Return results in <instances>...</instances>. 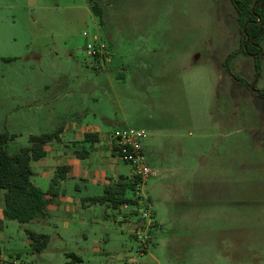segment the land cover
Wrapping results in <instances>:
<instances>
[{"label":"rangeland","instance_id":"1","mask_svg":"<svg viewBox=\"0 0 264 264\" xmlns=\"http://www.w3.org/2000/svg\"><path fill=\"white\" fill-rule=\"evenodd\" d=\"M96 1L103 24L88 0H0V128L22 133L9 151L28 145L33 127L51 132L79 120L110 134L144 130L177 170L147 182L150 206L122 210L131 212L128 226L101 204L102 217L80 229L5 220L0 264H65L70 253L77 264H264V98L252 99L264 71L248 80V64L236 60H252L254 70V57L235 56L232 72L250 82L242 86L219 65L241 46L231 1ZM92 40L106 44L104 55L88 56ZM32 97L42 103L25 118ZM39 184L47 190L51 181ZM30 231L50 236L41 253L31 250Z\"/></svg>","mask_w":264,"mask_h":264},{"label":"crops","instance_id":"2","mask_svg":"<svg viewBox=\"0 0 264 264\" xmlns=\"http://www.w3.org/2000/svg\"><path fill=\"white\" fill-rule=\"evenodd\" d=\"M236 61H238L239 64L241 62H246L248 64L250 74L248 76L250 79L248 80L254 78L252 60ZM223 62L224 60H220L219 65L222 66ZM225 74L226 76H230L227 71ZM262 74L258 78V81L262 77ZM258 81L255 83L256 85L258 84ZM252 90L254 91L253 88ZM253 94L256 95L254 96L255 98H252L251 94L250 97L253 100L259 98L257 91ZM249 100L251 99L249 98ZM41 103L42 101L40 98L32 97L30 100H26L23 103L25 108V118H28V107L32 108L37 105L41 106ZM31 118L33 120L32 122H37L38 120L35 115H31ZM223 123L224 122L221 124ZM228 124L229 115L226 117V125L228 126ZM11 130L12 131H9L8 127H1L0 133L7 132L9 134L16 135L15 139L12 141L17 142V140L21 138L22 133H18L13 129ZM52 132H58V138L53 139L45 145L44 149L47 155L43 159L32 162L33 175L31 177V181L43 191H47L48 189H43L39 186V183L43 180H50L52 183V180L58 175L59 168L67 166L68 172L66 173V178L61 179L56 186L57 196L52 197L51 195H48V197L52 199L48 205V215L45 218V223L52 221V223L56 225L63 221V227L67 229L73 226L80 229V227L86 224L88 217L92 218V222H97L98 218L102 217L99 211H94L96 209V205L100 203H95L93 198L102 196L105 188L109 185H113L122 179L130 180L132 177V168L130 165L122 162L114 152L113 144L110 139L111 131L107 126L73 120L70 122H64L60 125L58 124L55 130L51 132H38L37 127H33L30 129L29 137L31 135H40ZM86 134H92V137L86 138ZM151 138L149 140V136H147L144 141V151L147 157L149 154L154 160V164L158 167V174L165 176L168 172H176L177 167L170 170V168L166 165V155L164 154L167 152V147H162L157 139L153 137ZM147 145L152 146L150 150L151 154L147 153ZM23 146L26 145H22V147ZM123 164L130 167L129 173L125 172L126 167L123 166ZM100 188L103 189V193H100ZM101 205L103 207L101 211H103L105 215H108L109 212L107 210H112V208L107 204ZM0 210L2 212L0 219H4L3 209L0 208ZM120 210V208H117L118 212H120ZM118 212L117 217L120 215ZM124 217V223L128 226L127 223L130 220L129 216L124 214ZM69 218L73 219L70 221ZM37 220L38 219L35 221ZM99 220L101 221V219Z\"/></svg>","mask_w":264,"mask_h":264},{"label":"trees","instance_id":"3","mask_svg":"<svg viewBox=\"0 0 264 264\" xmlns=\"http://www.w3.org/2000/svg\"><path fill=\"white\" fill-rule=\"evenodd\" d=\"M92 11L99 22L103 24V7L96 0H88ZM237 12V21L241 29L242 40L239 49L232 51L223 63L228 73L242 86L250 85V82L236 74L230 68L232 59L238 54L244 53L254 57L255 78H259L263 71L264 56V0H230ZM264 98V89L257 93ZM16 135L7 132L0 133V199L3 194L4 219H0V232L5 228V220L17 221L21 224L30 223L39 218H46L48 205L52 197L57 196L59 181L66 178L68 167L63 166L58 170V175L52 180L47 191L34 185L31 181L33 175L32 162L43 159L47 153L45 145L58 138V132L31 135L28 145L21 147L17 152H9V143ZM92 134H86V138ZM133 184L130 180H120L105 188L102 196L93 198L95 203L107 204L113 210L125 203H134L127 198V193L132 192ZM116 216V215H115ZM113 216V217H115ZM116 218V217H115ZM31 250L34 253L44 251L50 242L48 234L29 232ZM71 260L65 264H77L82 261L75 253H70Z\"/></svg>","mask_w":264,"mask_h":264},{"label":"built area","instance_id":"4","mask_svg":"<svg viewBox=\"0 0 264 264\" xmlns=\"http://www.w3.org/2000/svg\"><path fill=\"white\" fill-rule=\"evenodd\" d=\"M85 37L88 36L87 33L84 34ZM96 41V38L95 40ZM86 53L89 57L94 58L97 56H102L107 51L106 44L103 42H99L95 44L92 41H88L85 48ZM148 134L144 130L124 127L114 129V131L110 134V139L113 144L114 152L116 153L117 157L124 163L130 165L132 168V177L130 181L133 184L132 192L135 195L134 203H125L120 205L119 208L121 209L118 212L119 217L118 219H124V214H129V212H123L122 210H129L130 206L133 207V211H143L140 209V205L144 202H147V205L150 206V201L145 194V186L148 181L158 175V171L149 165L147 161V157L144 151V141L146 140ZM147 209V208H146ZM143 217H148V214L141 213ZM128 221L127 224H131L132 220ZM131 221V222H130ZM135 222V220H134ZM139 221H137L138 223ZM136 223V222H135ZM137 229V225L133 226L132 233L141 234L142 232ZM141 232V233H140Z\"/></svg>","mask_w":264,"mask_h":264},{"label":"flooded vegetation","instance_id":"5","mask_svg":"<svg viewBox=\"0 0 264 264\" xmlns=\"http://www.w3.org/2000/svg\"><path fill=\"white\" fill-rule=\"evenodd\" d=\"M253 89H254V87H253ZM254 91H257V90L255 89ZM257 93H258V91H257Z\"/></svg>","mask_w":264,"mask_h":264}]
</instances>
